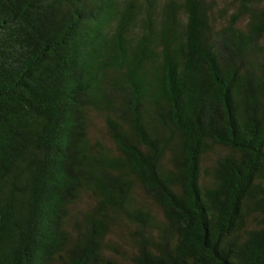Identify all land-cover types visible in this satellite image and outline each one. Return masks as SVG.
Here are the masks:
<instances>
[{
	"label": "trees",
	"instance_id": "16d2710c",
	"mask_svg": "<svg viewBox=\"0 0 264 264\" xmlns=\"http://www.w3.org/2000/svg\"><path fill=\"white\" fill-rule=\"evenodd\" d=\"M0 264H264V0H0Z\"/></svg>",
	"mask_w": 264,
	"mask_h": 264
},
{
	"label": "rangeland",
	"instance_id": "374dc122",
	"mask_svg": "<svg viewBox=\"0 0 264 264\" xmlns=\"http://www.w3.org/2000/svg\"><path fill=\"white\" fill-rule=\"evenodd\" d=\"M217 1H218L219 5H223V4L230 3L232 0H217ZM90 133H91L92 137L100 140L101 142H103L107 146L114 149V143L112 142V140L110 139V137L108 136V134L106 132L105 117L101 112H98V111H91L90 112ZM211 155H212V153H210L206 159L207 160L210 159ZM88 203H90V199H89V197L84 195L79 200L78 206L84 207ZM113 235L115 236L114 238H116L122 244V246L125 249H127V250L130 249L127 240L124 239V237L121 234L120 228L115 229L113 231Z\"/></svg>",
	"mask_w": 264,
	"mask_h": 264
}]
</instances>
